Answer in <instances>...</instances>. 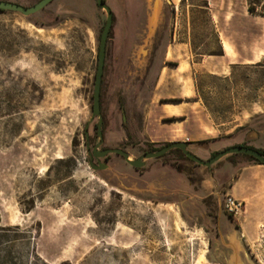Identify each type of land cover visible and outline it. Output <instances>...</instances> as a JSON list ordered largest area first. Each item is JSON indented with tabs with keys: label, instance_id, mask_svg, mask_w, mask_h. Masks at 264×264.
Masks as SVG:
<instances>
[{
	"label": "rangeland",
	"instance_id": "rangeland-1",
	"mask_svg": "<svg viewBox=\"0 0 264 264\" xmlns=\"http://www.w3.org/2000/svg\"><path fill=\"white\" fill-rule=\"evenodd\" d=\"M103 1L113 23L100 151L135 161L185 143L163 142L154 115L175 103L156 97L158 80L178 77L192 79L204 108L193 127L211 128L188 142L191 155L206 162L238 146L264 154V0H181L176 11L165 0ZM105 21L95 0L0 13V264H264V175L239 181L241 166L255 165L245 156L204 168L170 152L135 170L110 155L105 170L90 169L98 120L87 142L84 129ZM227 197L241 214L223 211Z\"/></svg>",
	"mask_w": 264,
	"mask_h": 264
},
{
	"label": "water",
	"instance_id": "water-1",
	"mask_svg": "<svg viewBox=\"0 0 264 264\" xmlns=\"http://www.w3.org/2000/svg\"><path fill=\"white\" fill-rule=\"evenodd\" d=\"M52 1L53 0H41L30 8H23V7H20V6L11 4V3L0 1V13L7 12V13L19 14L23 17H30L42 11ZM95 3L98 9L106 13V21H105L104 27L102 29V32L99 38V44H98V50H97L96 72H95V77H94L93 93H92L91 119L84 129V137H85V140L88 141V126L93 122L94 119L98 120V123L96 126V136L99 140V143L93 147L91 152L89 151L88 145L86 146L87 153L90 159V161L88 162L90 169H92L95 172H100V171L105 170L106 166L102 165L100 163V160L106 158L109 155H117L121 157L123 161L129 167L135 170H138V169L143 168L144 161L160 159L171 151H179L188 161L192 162L193 164L199 167H204V168H210L214 164L218 163L221 159L228 157V156H233V155L245 156L246 158L251 159L255 161L256 163H258L259 166H264V156L260 155L258 152L254 150H251L249 148L239 147V146L228 148L218 153L216 156H214L213 158H211L210 160L206 162L200 161L199 159L191 155L187 151L188 146L186 143L166 144L156 153H146L135 161H129L127 154L120 150L98 151V149L103 143L102 133H101V122L102 121L100 118V109H99L100 88H101V81H102V76H103V69H104V62H105V55H106V42H107L110 29L112 27L113 16H112L110 9L105 5L103 0H95ZM93 160L97 162V166L93 165L92 163Z\"/></svg>",
	"mask_w": 264,
	"mask_h": 264
},
{
	"label": "crops",
	"instance_id": "crops-1",
	"mask_svg": "<svg viewBox=\"0 0 264 264\" xmlns=\"http://www.w3.org/2000/svg\"><path fill=\"white\" fill-rule=\"evenodd\" d=\"M151 1L155 2L156 0ZM165 2L172 6V8H174V10L176 11V5L180 4L181 0H165ZM155 16L156 15L153 14L152 19H154ZM169 45L170 46H166V49H171L172 51L177 50L178 46H181V44H176L177 46L175 44ZM226 48L229 50L227 46ZM223 54L224 55L222 58H227V54ZM171 56H173V54H171ZM164 61H169L167 54ZM165 67L167 68V65H164V68H162V73L164 72ZM168 67L170 68V66ZM185 67V70H187V68L188 70H190V66L188 65V63L185 64ZM173 69L178 70L179 66L173 67ZM167 86H172L175 88V90H173V93L169 94L164 91L165 87ZM156 90H158V94L156 95V97H158L159 100H175L177 102L174 104L161 103L159 104V108L154 113L155 117H157L161 122V131L167 133L166 138L163 142H171L170 139L177 138L179 136H184V140H182V142L185 143L198 142L207 138V133L205 130L211 129L209 126L203 124L193 127V116L195 114L198 115L201 112H204V108L195 91L192 79L187 80L185 78L179 79L178 77H164L158 80L156 84ZM248 140L253 141L254 138L248 137ZM247 175H264V166H241L239 181L244 182V177Z\"/></svg>",
	"mask_w": 264,
	"mask_h": 264
},
{
	"label": "built area",
	"instance_id": "built-area-1",
	"mask_svg": "<svg viewBox=\"0 0 264 264\" xmlns=\"http://www.w3.org/2000/svg\"><path fill=\"white\" fill-rule=\"evenodd\" d=\"M223 211L230 217H236L241 214L242 203L235 201L231 197H227L222 205Z\"/></svg>",
	"mask_w": 264,
	"mask_h": 264
},
{
	"label": "trees",
	"instance_id": "trees-1",
	"mask_svg": "<svg viewBox=\"0 0 264 264\" xmlns=\"http://www.w3.org/2000/svg\"><path fill=\"white\" fill-rule=\"evenodd\" d=\"M172 102L177 103L176 101H172ZM190 144H192V143H187V146H189ZM241 147L247 148V147H245V146H241ZM249 149L254 150V151L258 152L260 155L264 156L263 152L260 151V150H255V149H253V148H249ZM171 152L180 153L179 151H171ZM169 153H170V152H169ZM166 155H167V154H166ZM164 156H165V155H164ZM164 156H163V157H164ZM163 157H162V158H163ZM249 161L252 162V163H254L255 165H258V163H256L255 161H253V160H251V159H249ZM15 231H18V228H15Z\"/></svg>",
	"mask_w": 264,
	"mask_h": 264
},
{
	"label": "flooded vegetation",
	"instance_id": "flooded-vegetation-1",
	"mask_svg": "<svg viewBox=\"0 0 264 264\" xmlns=\"http://www.w3.org/2000/svg\"><path fill=\"white\" fill-rule=\"evenodd\" d=\"M96 137H97V136H96ZM97 139H98V138H97ZM86 142H87V141H86ZM98 143H99V140H98ZM98 143H97V144H98ZM88 147H89V146H88ZM100 147H101V146H100ZM92 149H93V148H92ZM99 149H100V148H99ZM99 149H98V151H100ZM89 151H90V150H89ZM91 151H92V150H91ZM91 151H90V152H91ZM103 151H104V150H103ZM109 156H110V155H109ZM107 157H108V156H107ZM107 157H106V158H107ZM106 158L101 159V160L105 161ZM89 161H90V159H89ZM94 162H95V164H96V166H97V162H96L95 160H93L92 163L94 164Z\"/></svg>",
	"mask_w": 264,
	"mask_h": 264
}]
</instances>
